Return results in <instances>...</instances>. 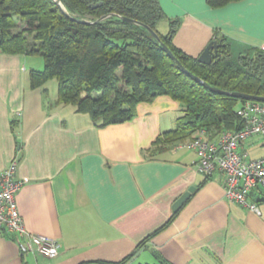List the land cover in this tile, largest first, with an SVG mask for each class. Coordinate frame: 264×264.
I'll return each instance as SVG.
<instances>
[{"label":"crops","instance_id":"crops-1","mask_svg":"<svg viewBox=\"0 0 264 264\" xmlns=\"http://www.w3.org/2000/svg\"><path fill=\"white\" fill-rule=\"evenodd\" d=\"M158 2L167 17L158 24L180 21L172 42L190 57L212 40H225L235 54L264 52L259 0L218 8L207 0ZM26 61L0 54V171L18 158L22 185L15 199L24 227L61 247L54 259L21 255L14 239L0 234V264H118L134 253L125 264H264L262 192L248 196L256 215L227 202L221 176L199 174L193 152L142 155L175 128V101L160 96L138 104L131 121L97 128L87 115L56 106L44 86L31 89L35 70ZM239 152L247 160L264 157V136L242 143Z\"/></svg>","mask_w":264,"mask_h":264},{"label":"trees","instance_id":"trees-1","mask_svg":"<svg viewBox=\"0 0 264 264\" xmlns=\"http://www.w3.org/2000/svg\"><path fill=\"white\" fill-rule=\"evenodd\" d=\"M234 1L238 0H207V4L218 8ZM60 2L74 18L104 19L92 25L77 23L59 10L55 0H0V54L42 57L43 70L29 73L30 88L55 79V105L87 115L97 128L131 121L138 104L151 103L160 96L175 101L180 108L176 126L142 151L146 159L190 141L198 130L214 139L243 127L236 110L245 101L210 92L187 77L160 43L210 87L264 98V52L246 50L234 56L224 40L211 63L200 64L173 45L180 21H171L165 35L156 31L158 23L167 19L158 0ZM120 17L146 25L160 42L143 27ZM134 254L118 264L127 263Z\"/></svg>","mask_w":264,"mask_h":264},{"label":"built area","instance_id":"built-area-1","mask_svg":"<svg viewBox=\"0 0 264 264\" xmlns=\"http://www.w3.org/2000/svg\"><path fill=\"white\" fill-rule=\"evenodd\" d=\"M243 127L238 131H225L212 139L205 130H198L187 142L175 146L196 155V170L209 178H222L224 199L240 205L256 215L260 211L255 203L248 201L250 193L264 194V157L247 160L239 152L242 143L256 136H264V103L245 101L236 110ZM18 158L0 171V234L10 235L21 255H36L54 259L60 244L51 238L28 232L18 213L16 193L22 182L17 179Z\"/></svg>","mask_w":264,"mask_h":264},{"label":"water","instance_id":"water-1","mask_svg":"<svg viewBox=\"0 0 264 264\" xmlns=\"http://www.w3.org/2000/svg\"><path fill=\"white\" fill-rule=\"evenodd\" d=\"M55 2L57 3V6L59 8V10L65 15L67 16L69 19L77 22V23H81V24H85V25H92L95 23L100 22L101 20L104 19L100 18L99 20L95 21V22H91V21H85V20H81V19H77L74 18L70 15H68L64 9V7L62 6L60 0H55ZM120 19L123 22H126L130 25H136V26H140L143 27L144 29H146L149 34L158 42L159 38L157 36V34L151 30L149 27H147L146 25H143L137 21L131 20V19H127V18H121ZM220 46V42L216 41V40H212L211 42L208 43V45L205 47V49L203 50V52L200 54V56L197 58V61L200 64L203 65H209L212 61V56L216 55L218 52V48ZM160 47L162 48V50L167 54V56L176 64V66L181 70V72L183 74H185L187 77H189L190 79H192L193 81L201 84L205 89L209 90L210 92L219 94V95H225V96H229L235 99H240V100H244V101H254V102H261L264 103V98L261 97H255V96H249V95H245V94H240V93H236V92H227V91H222L213 87H210L208 84H206L205 82L201 81L199 78L193 76L190 72H188L179 62L178 60L173 56V54L169 51V49L162 43H160ZM194 191V188L191 187L189 188L186 192H184L173 204L172 206V212H176L177 210H179L181 208V206L185 203V201L189 198L190 194Z\"/></svg>","mask_w":264,"mask_h":264},{"label":"rangeland","instance_id":"rangeland-1","mask_svg":"<svg viewBox=\"0 0 264 264\" xmlns=\"http://www.w3.org/2000/svg\"><path fill=\"white\" fill-rule=\"evenodd\" d=\"M156 31L161 35H165L169 31V26L167 24L162 25V23L161 25L158 24V26H156ZM30 42L33 43L31 39H30ZM232 53L234 56L237 55L234 52ZM26 67L28 70L32 69L35 71H42L44 67L42 57L40 56L27 57ZM43 86H44L43 89H45L48 92L49 99L53 100V98L57 95V81L55 79H52L48 81L46 84H44Z\"/></svg>","mask_w":264,"mask_h":264},{"label":"snow or ice","instance_id":"snow-or-ice-1","mask_svg":"<svg viewBox=\"0 0 264 264\" xmlns=\"http://www.w3.org/2000/svg\"><path fill=\"white\" fill-rule=\"evenodd\" d=\"M261 13H260V36L264 39V0H259Z\"/></svg>","mask_w":264,"mask_h":264}]
</instances>
